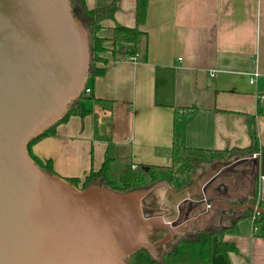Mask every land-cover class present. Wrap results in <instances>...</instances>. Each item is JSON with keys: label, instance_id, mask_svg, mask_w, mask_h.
Wrapping results in <instances>:
<instances>
[{"label": "water", "instance_id": "95a60500", "mask_svg": "<svg viewBox=\"0 0 264 264\" xmlns=\"http://www.w3.org/2000/svg\"><path fill=\"white\" fill-rule=\"evenodd\" d=\"M90 41L69 0H0V264H129L139 250L157 260L218 212L264 215V151L202 163L180 189H81L43 171L27 146L81 97Z\"/></svg>", "mask_w": 264, "mask_h": 264}, {"label": "crops", "instance_id": "0c3cea01", "mask_svg": "<svg viewBox=\"0 0 264 264\" xmlns=\"http://www.w3.org/2000/svg\"><path fill=\"white\" fill-rule=\"evenodd\" d=\"M110 2L84 0L88 9ZM135 24V0H120L99 34ZM139 29L136 54L120 53L94 79L92 112L32 146L54 175L81 185L105 160L109 177L128 165L168 167L179 133L188 148L230 150L248 147L254 128L264 147V0H148ZM237 228L224 237L236 252L213 253L210 264H264L252 220Z\"/></svg>", "mask_w": 264, "mask_h": 264}, {"label": "trees", "instance_id": "16d2710c", "mask_svg": "<svg viewBox=\"0 0 264 264\" xmlns=\"http://www.w3.org/2000/svg\"><path fill=\"white\" fill-rule=\"evenodd\" d=\"M72 6V12L82 22L83 26L91 35L90 41V67L88 79L85 88H91L94 79L104 75L107 64L115 60L120 54V48L131 47L126 51L127 55H135L137 44L145 34L139 29L146 19L148 0H135V26L124 27L114 25L111 37H102L99 31L105 20H112L115 12L119 8L120 0H111L105 6L88 9L84 0H69ZM126 49V48H125ZM109 52V56L106 54ZM85 88L81 97L74 101L66 110L61 120L41 135L30 141L27 146L28 153L33 161L45 172L52 173L51 163L35 157L32 153V146L44 137L51 136L59 124L65 123L71 116L85 117L92 112L87 104L92 98L85 94ZM191 118V116H190ZM189 118V119H190ZM250 144L244 149L230 150H207L188 148L182 141V135L179 133L172 145L171 164L168 167L153 166H126L117 178L119 185L113 186L108 176V160H105L101 170L97 173H90L80 185L77 178L66 179L72 185L81 189L95 183H101L103 186L111 188L118 192H127L139 187L167 182L173 188L180 189L190 182V177L202 163L211 162L215 159L226 160L235 154L253 155L264 151V147L259 146L257 134L253 128L250 133ZM256 193V188H255ZM254 198L251 203H255ZM250 219L253 224L254 235L264 239V215L256 214L252 211L237 213L236 217L227 223L226 226L214 227L211 230L198 232L182 236L180 240L172 244L170 248L162 252L160 250L159 259H152L144 250H139L128 259L129 264H210L213 253L227 255L230 252H236L233 243L225 241L226 235H237V223L240 220ZM156 233L150 238L155 241L160 239L163 232Z\"/></svg>", "mask_w": 264, "mask_h": 264}, {"label": "flooded vegetation", "instance_id": "af4514ba", "mask_svg": "<svg viewBox=\"0 0 264 264\" xmlns=\"http://www.w3.org/2000/svg\"><path fill=\"white\" fill-rule=\"evenodd\" d=\"M237 213H239V212H237ZM217 216H216V218L213 220H209L208 222L211 224V225H213V226H215V227H220L221 225H224V226H226L227 225V223L228 222H230L231 220L230 219H227L226 217H224V216H219V212L216 214ZM227 215H231V210H229V211H227ZM237 215V214H236ZM236 217V216H235ZM234 217V218H235ZM233 220V219H232ZM218 225H220V226H218ZM198 231H199V229L198 228H196V227H193L192 229H191V231L189 232V233H186V234H184V236H186V235H189V234H195V233H198ZM156 233H151V235L150 236H154ZM162 237V236H161ZM160 237V238H161Z\"/></svg>", "mask_w": 264, "mask_h": 264}, {"label": "rangeland", "instance_id": "374dc122", "mask_svg": "<svg viewBox=\"0 0 264 264\" xmlns=\"http://www.w3.org/2000/svg\"><path fill=\"white\" fill-rule=\"evenodd\" d=\"M118 176H119L118 169H115L111 172L109 179L112 181L113 186L119 185L118 180H117Z\"/></svg>", "mask_w": 264, "mask_h": 264}, {"label": "built area", "instance_id": "2783aa9c", "mask_svg": "<svg viewBox=\"0 0 264 264\" xmlns=\"http://www.w3.org/2000/svg\"><path fill=\"white\" fill-rule=\"evenodd\" d=\"M130 60H135V57H131ZM211 76H214L213 73L210 74ZM250 82L252 83V80H250ZM90 93V89L89 88H85V94L89 95ZM254 229V228H253Z\"/></svg>", "mask_w": 264, "mask_h": 264}]
</instances>
